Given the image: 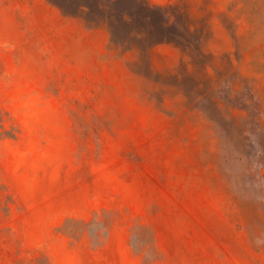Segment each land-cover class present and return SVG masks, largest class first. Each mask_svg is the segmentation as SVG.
Listing matches in <instances>:
<instances>
[{
	"label": "rangeland",
	"instance_id": "obj_1",
	"mask_svg": "<svg viewBox=\"0 0 264 264\" xmlns=\"http://www.w3.org/2000/svg\"><path fill=\"white\" fill-rule=\"evenodd\" d=\"M84 1L0 0V264H264V0Z\"/></svg>",
	"mask_w": 264,
	"mask_h": 264
},
{
	"label": "trees",
	"instance_id": "obj_2",
	"mask_svg": "<svg viewBox=\"0 0 264 264\" xmlns=\"http://www.w3.org/2000/svg\"><path fill=\"white\" fill-rule=\"evenodd\" d=\"M118 1L119 0H86L84 1V3L80 5V7H82L83 9L86 8L90 9L91 12L95 15H101L106 20L109 27L111 28L113 32V37H116V31H115L116 21H117L116 12L118 9L116 6H120V3ZM141 6L143 7V10H147L151 12L152 11L163 12L166 10L165 13L168 16L167 20L162 25L159 24V27L162 28V30H164L165 33H162L163 37L160 40H158V42L178 40L177 37L174 35V31H171V27L173 25L172 24L173 19H172V15L168 10V6L158 5L151 2L150 0L142 1ZM62 8L64 9L65 7L63 6ZM121 13H122L121 21L123 22V25H125L126 28H128L129 32L132 33L133 32L132 30L135 29V25H133L130 21L131 13L129 9L122 7ZM180 42H182L186 46H190L188 45V43H186L187 41L185 39H181ZM119 43L122 45L131 46V44L128 43V41L126 40L120 41ZM81 223L84 224L83 227H81ZM64 228L65 231L68 232L73 237H77L80 233L88 231L90 236L93 237L94 241L97 244H100L107 237L109 233L110 225L109 223H107L105 219H101L99 216L96 217L93 221H84V222H81V220L78 218L71 217L65 223Z\"/></svg>",
	"mask_w": 264,
	"mask_h": 264
},
{
	"label": "crops",
	"instance_id": "obj_3",
	"mask_svg": "<svg viewBox=\"0 0 264 264\" xmlns=\"http://www.w3.org/2000/svg\"><path fill=\"white\" fill-rule=\"evenodd\" d=\"M96 30H101V31H105V30H104L103 28H101V29H100V28H98V29H96Z\"/></svg>",
	"mask_w": 264,
	"mask_h": 264
}]
</instances>
